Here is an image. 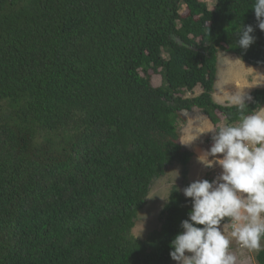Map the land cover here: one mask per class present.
I'll return each instance as SVG.
<instances>
[{"label": "trees", "instance_id": "obj_1", "mask_svg": "<svg viewBox=\"0 0 264 264\" xmlns=\"http://www.w3.org/2000/svg\"><path fill=\"white\" fill-rule=\"evenodd\" d=\"M208 1L0 0V264L175 262L179 186L158 229L133 230L170 167L188 177L183 112L239 121L213 98L219 51L264 68L255 0ZM239 25L255 29L247 50ZM249 95L244 114L264 107Z\"/></svg>", "mask_w": 264, "mask_h": 264}, {"label": "clouds", "instance_id": "obj_2", "mask_svg": "<svg viewBox=\"0 0 264 264\" xmlns=\"http://www.w3.org/2000/svg\"><path fill=\"white\" fill-rule=\"evenodd\" d=\"M252 10L256 27L264 32V0H255ZM235 30L239 48L247 50L255 43L253 26L239 25ZM237 60L240 59L234 62ZM251 100L244 91L228 96V104L236 106L241 113L239 121L215 127L211 146L197 157L205 167L219 166L221 173L212 181L195 180L182 190L191 201V209L188 218L180 224L182 231L170 242L169 255L176 264H236V256L230 251L233 239L244 248L261 247L264 107L244 114L246 101Z\"/></svg>", "mask_w": 264, "mask_h": 264}, {"label": "rangeland", "instance_id": "obj_3", "mask_svg": "<svg viewBox=\"0 0 264 264\" xmlns=\"http://www.w3.org/2000/svg\"><path fill=\"white\" fill-rule=\"evenodd\" d=\"M203 1L210 5L208 0ZM236 59L240 58L224 51H219L218 53L217 77L213 98L219 105H229L227 98L235 92L244 91L249 95L254 90H264V68L250 66L241 59L234 62ZM151 74L154 85L160 86V78L152 72ZM200 93L201 89L198 88L195 95H199ZM183 115L187 120V124L180 125V144L194 154V158L189 165L188 177L186 180H183L181 176L182 167L180 165H174L167 170L164 177L156 182L145 208L139 214V219L133 230L134 236L140 240L146 239L152 232L159 228V215L166 203H168V197L174 185L179 186L182 191L183 188L195 180L207 179V176L212 170H221L219 166L212 168L205 167L197 159L212 144L211 138L214 129L212 123L200 113L183 112ZM225 234L228 235L229 232L227 233L226 231ZM263 247L264 241H261V247L257 250L244 248L233 239L230 245V251L236 256V264H258L256 255ZM173 264H176V262Z\"/></svg>", "mask_w": 264, "mask_h": 264}, {"label": "built area", "instance_id": "obj_4", "mask_svg": "<svg viewBox=\"0 0 264 264\" xmlns=\"http://www.w3.org/2000/svg\"><path fill=\"white\" fill-rule=\"evenodd\" d=\"M217 170V171H216ZM216 170H212L211 172H210V177H209V181H212L215 177H217L220 173H221V170H218V169H216ZM227 231V233L229 232V230L227 229L226 230Z\"/></svg>", "mask_w": 264, "mask_h": 264}, {"label": "bare ground", "instance_id": "obj_5", "mask_svg": "<svg viewBox=\"0 0 264 264\" xmlns=\"http://www.w3.org/2000/svg\"><path fill=\"white\" fill-rule=\"evenodd\" d=\"M198 152H200V151H198Z\"/></svg>", "mask_w": 264, "mask_h": 264}]
</instances>
